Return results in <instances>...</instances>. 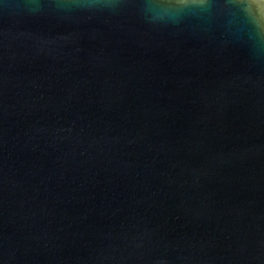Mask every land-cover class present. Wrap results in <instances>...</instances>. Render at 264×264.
Segmentation results:
<instances>
[{
    "label": "water",
    "instance_id": "obj_1",
    "mask_svg": "<svg viewBox=\"0 0 264 264\" xmlns=\"http://www.w3.org/2000/svg\"><path fill=\"white\" fill-rule=\"evenodd\" d=\"M151 2L0 0V264H264V26Z\"/></svg>",
    "mask_w": 264,
    "mask_h": 264
},
{
    "label": "clouds",
    "instance_id": "obj_2",
    "mask_svg": "<svg viewBox=\"0 0 264 264\" xmlns=\"http://www.w3.org/2000/svg\"><path fill=\"white\" fill-rule=\"evenodd\" d=\"M203 3L204 0H152L146 7L155 13L154 19L163 20L173 10L178 11L189 5ZM247 10L261 26H264V0H247Z\"/></svg>",
    "mask_w": 264,
    "mask_h": 264
}]
</instances>
